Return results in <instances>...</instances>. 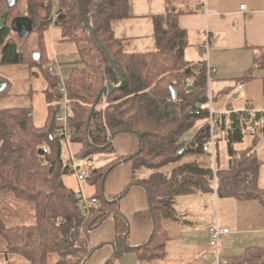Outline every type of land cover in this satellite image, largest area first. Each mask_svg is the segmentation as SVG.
I'll return each mask as SVG.
<instances>
[{"label": "trees", "instance_id": "1", "mask_svg": "<svg viewBox=\"0 0 264 264\" xmlns=\"http://www.w3.org/2000/svg\"><path fill=\"white\" fill-rule=\"evenodd\" d=\"M26 5V16L34 30L24 40L36 33L40 51L27 58L9 38L14 34L10 30L12 19L8 21L11 11L5 12L0 2V65L28 64L45 73L51 89L49 116L43 128H36L30 109L0 111V192L11 194L33 210L32 223L11 227L6 212L0 209V264H82L90 253L85 234L112 214L117 218L115 203L99 197L96 205L89 204L85 210L78 207V194L63 182V175L72 170V161L62 155L66 140L55 120L61 111L62 84L48 75L44 55L43 34L50 26L61 28L63 40L73 41L78 49L79 62L63 84L68 139L80 145V157L111 153L110 138L118 132L139 135V152L130 161L133 182L146 188L151 202L155 230L149 256H159L163 251L165 238L159 221L174 217L178 196L213 190L220 197L258 200L264 206V187L258 185V157L252 148L238 154L233 147L243 142L244 128L264 122L260 114L248 117L243 124L239 114H232L227 125L222 116L217 117L215 128L226 131L230 161L226 168H216L215 177L210 167H200L196 162L181 165L168 177L156 172L186 154L203 153L209 136L210 114L204 107L208 99L206 64L197 66L185 60L187 35L177 24L178 12L168 9L165 15L153 17L154 51L128 53L123 42L114 37L112 24L130 16V0H80L79 4L77 0H27ZM35 53L39 55L36 61L32 58ZM111 60L124 83L100 99L86 138L85 125L98 92L106 85L118 84ZM171 89L177 93L176 100ZM5 90L0 91V97ZM151 171L154 174L148 175ZM91 173L96 181L103 175L97 170ZM117 228L119 232L118 223ZM225 264H264V248H248Z\"/></svg>", "mask_w": 264, "mask_h": 264}, {"label": "crops", "instance_id": "2", "mask_svg": "<svg viewBox=\"0 0 264 264\" xmlns=\"http://www.w3.org/2000/svg\"><path fill=\"white\" fill-rule=\"evenodd\" d=\"M26 2L20 0L18 16L27 15ZM168 9L180 14L177 24L187 35L185 60L194 64L205 62L215 70L209 85L213 101L219 105H215L214 113L229 124L232 114L253 108L249 101L258 90L262 98L257 95L260 100H254L260 102L258 111L252 110L264 120V0H130V16L112 24L114 37L123 42L128 53L154 51L152 19L165 15ZM207 30L211 36L208 48L204 35ZM66 41L61 28L50 26L44 31V55L48 62L59 57L53 42L59 45ZM70 60L65 62L67 66H62L66 70L65 80L79 62L78 57ZM0 76V82L6 83L5 94L0 97V111L30 109L34 127L43 128L49 116L51 92L45 73L38 66L28 64L0 65ZM64 99L60 100L61 110L66 105ZM237 100L241 106L234 109ZM243 130L247 137L235 144L234 150L240 154L253 149L261 164L258 185L264 187V122ZM225 133V130L221 132L216 144L218 169L226 168L230 161ZM111 139L112 152L97 153L99 156L93 160L96 163L91 171L102 173L101 179L96 181L90 171L81 191L88 198L99 197L115 203L119 220L112 214L85 234L90 253L82 264H215L214 250L208 245V227L216 222L229 230L220 243L222 260L238 258L248 248H264V206L258 200L220 197L212 190L175 199L174 217L159 221L160 233L165 238L163 251L159 256H149L153 250L149 242L155 230L151 202L146 188L133 182L130 161L139 150V138L135 132H120ZM81 151L82 148L79 155ZM188 162L207 169L213 166L210 154L203 152L186 154L156 172L168 177ZM70 173L75 174L73 168ZM29 207L11 194L0 192V209L6 212L9 226L30 224V214L22 212ZM220 208L223 224L219 223Z\"/></svg>", "mask_w": 264, "mask_h": 264}, {"label": "built area", "instance_id": "3", "mask_svg": "<svg viewBox=\"0 0 264 264\" xmlns=\"http://www.w3.org/2000/svg\"><path fill=\"white\" fill-rule=\"evenodd\" d=\"M240 9L242 11H246L244 6H241ZM53 20H55L56 15L53 14ZM205 38H206V47L208 48V41L211 39V36L207 31H205L204 33ZM197 66H200L199 63H196ZM206 64V69H207V77H208V91H207V101L210 105L209 107V136H208V142L203 146V152L204 153H208L210 154V156H212V161H213V166H212V170H213V174L215 173V167H214V157H215V149H216V144L218 141V138H216V133L217 130L215 128V124L217 122V117L218 115L214 112H212V103H213V96H212V92L210 89V84H211V76L215 73V70L213 68H211L208 63ZM47 73L51 78H58L59 75V70H58V64L54 61L51 60L48 62L47 65ZM191 81L189 79L186 80V84L190 85ZM61 86H60V92L63 94V98H65V103H66V91H65V87L63 84V81L61 82ZM241 87L239 86V89ZM238 120L240 124H243L246 119L249 117H252L254 115V111L252 109L246 108L244 109L242 112L238 113ZM56 125L57 127L62 131V133L65 136V140H66V144H69V139H68V133L70 131V128L68 127V119H67V111H66V105L64 107V109H62L58 115L56 116ZM179 144H182L181 141H179ZM188 144V143H187ZM186 144V145H187ZM72 161V164H74V160L72 157H69ZM75 175H76V179L77 182L80 186V191H81V184L82 182H84L87 178V172L86 170L81 169L80 167H76L73 168ZM214 188H215V182H214ZM89 204H93L96 205L97 204V200L96 198H88L86 196H84V194L81 191V195L78 196V207L82 208V209H86ZM229 230L227 228H222L220 227L217 222L210 225L208 227V234H209V242L208 245L214 250L215 253V264H225V261L221 259L220 257V243H221V239L223 238V236L226 235V233L228 234Z\"/></svg>", "mask_w": 264, "mask_h": 264}, {"label": "rangeland", "instance_id": "4", "mask_svg": "<svg viewBox=\"0 0 264 264\" xmlns=\"http://www.w3.org/2000/svg\"><path fill=\"white\" fill-rule=\"evenodd\" d=\"M0 2H1V5H3L2 6L3 9L6 12V4H5L6 2L4 0H0ZM19 4L17 5V7L13 11L10 12L9 17H8V21H10L11 19H13V18L18 16ZM55 6H57V2L54 3V7ZM9 38L11 40H13L15 42V44H17L18 47L22 48V50H23V52L25 54V57L27 56V58H29L32 53L40 51L39 48H38L39 45H40V42H39V38L36 35V33L34 35H32L28 40H24V41L23 40L21 41L20 39H18L12 33H10ZM53 44L55 45L57 55L59 56L54 61L58 64V70H59V67H60V70H61V71L59 70L60 73H59L57 79H59V81L62 82V81H64L66 79V76L64 74V72L66 70H64V69L62 70V66H67V64L65 62L69 61L70 59L71 60L72 59L76 60L77 57L79 59L78 49H77L76 44L73 41H70V40H68L66 42H63V43H61L59 45H56L57 43H54V42H53ZM0 78H2V76H0ZM255 92L257 94L252 95L253 99H252V101H249V102H250V105H252V107H253L252 109L254 111H258L257 105H259L260 102H257L254 99L260 100V99L257 98V95H259L261 98H262V95H261V93L258 90L257 91L255 90ZM61 100H63V99H61ZM213 103L214 104L212 105V110H211L212 112H214L216 110V106L218 105V103L215 104V101H213ZM240 103H241L240 100L235 101L233 103V105H234L233 108L237 109L238 107H240L241 106ZM256 103H258V104H256ZM204 107L209 110L210 105H209L208 101L204 104ZM199 124H200V122L198 124H196L195 128H197V126ZM221 135H222L221 132L220 133L217 132L216 133V138H220ZM245 137H247V135ZM220 141L223 142L222 139ZM80 149H81L80 145L77 144V143H74V142H69L68 145L66 143H64L62 145V147H61L63 156L65 155L66 158H69V157L73 158L74 164H72V168H76L77 166H79L81 169L84 168V170H86V172H87V177H88L89 172L91 171L92 168H94L93 165L96 163L93 160L96 159L99 155L98 154H94L91 159H89V158L80 159V157H79L80 156L79 155ZM216 149H217V147H216ZM216 149H215V156H216ZM211 159H212V156H211ZM214 167H215V173L213 174V176L215 177L216 168H217L216 165H215V157H214ZM210 169L212 170V168H210ZM212 173H213V170H212ZM62 179H63V182H64L66 187H68L69 189H72L74 192H76L78 194V196L81 195V191H80L79 186H78V184L76 182L75 174L69 173L67 175H63ZM84 185H85V183L82 182L81 188ZM84 196H85V194H84ZM22 212H23V214L24 213L30 214V217H31L30 218V223H32L33 222V219H32L33 210L29 207V209L28 208L23 209ZM219 213H220L219 223L223 224V220H222L223 210H221V208H220ZM226 225L230 226V223L226 224Z\"/></svg>", "mask_w": 264, "mask_h": 264}, {"label": "water", "instance_id": "5", "mask_svg": "<svg viewBox=\"0 0 264 264\" xmlns=\"http://www.w3.org/2000/svg\"><path fill=\"white\" fill-rule=\"evenodd\" d=\"M5 2H6V9L8 11H11L15 7V5L17 4L18 0H5ZM77 2L79 4L80 0H77ZM84 22H85L86 26L88 27V29L90 31H92V27L90 26V24L85 19H84ZM10 30L14 33V35L17 38L21 39V41H22V40L28 38L30 36V34L32 33V30H34V29H33L32 21H31V19L28 16H17V17H15V18H13L11 20V22H10ZM92 34L96 37V39L99 42L100 46L104 49V47L100 43L98 37L95 35V33L93 31H92ZM106 54H107V52H106ZM32 58L36 61V60L39 59V55L37 53H35V54H33ZM111 62H112V65H113L114 71H115V75H113V76L117 77L118 84L117 85H106L104 88H102L98 92V94H97L96 98L94 99V102H93V104L91 106V110H90V113L88 115L87 124L85 125L86 126V131H85L86 138H88V127H89L91 116H92L93 112H95L94 111L95 107L98 104V102L100 101V99L103 96H107L108 93H111L113 91L119 90L122 87L123 83H124L123 82L124 78H123L122 73L114 65L112 60H111ZM5 88H6V83L5 82H0V91L4 90ZM171 94H172V99L176 100L177 99V93H176V91L174 89H171ZM118 133H120V132H118ZM135 134L139 138V135L137 133H135ZM111 143H112V139L110 140L109 145ZM138 152H139V150L136 153H138Z\"/></svg>", "mask_w": 264, "mask_h": 264}]
</instances>
